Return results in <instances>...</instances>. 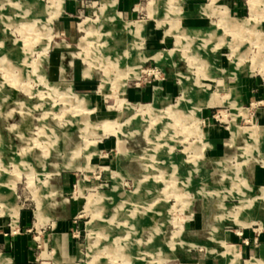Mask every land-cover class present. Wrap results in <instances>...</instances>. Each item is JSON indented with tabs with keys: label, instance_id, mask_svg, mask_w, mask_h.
I'll return each mask as SVG.
<instances>
[{
	"label": "rangeland",
	"instance_id": "1",
	"mask_svg": "<svg viewBox=\"0 0 264 264\" xmlns=\"http://www.w3.org/2000/svg\"><path fill=\"white\" fill-rule=\"evenodd\" d=\"M64 1L0 0V230L33 264H264V0Z\"/></svg>",
	"mask_w": 264,
	"mask_h": 264
},
{
	"label": "crops",
	"instance_id": "2",
	"mask_svg": "<svg viewBox=\"0 0 264 264\" xmlns=\"http://www.w3.org/2000/svg\"><path fill=\"white\" fill-rule=\"evenodd\" d=\"M207 1L208 0H182L181 5L183 8V23L185 20H187L190 24H193L195 22H198L199 18H203L207 16V14H210V9L207 10V7L211 4L212 0H209V2ZM217 2L223 3L225 5L233 4V0H216L215 4ZM141 3V0H118V12L124 17L136 18V16H138L137 13L141 10H144L147 13L149 12L152 17H156L153 14L155 8L151 0H146L144 6H142ZM162 3L163 2L159 3L157 7L161 9L163 7ZM64 5L67 14H72L75 12V0H65ZM139 21L142 22L141 20H135L134 22ZM189 23L186 24L189 25ZM186 24L184 25L188 28H196L188 26ZM144 33H147L146 30L144 31ZM154 97L155 93L153 94V100ZM262 143V151H264V136ZM251 172L254 183H256L258 189L259 187H262V191L264 193V164H262L261 166H254ZM47 212L50 214L49 216H51L48 221H50V225L53 228L52 238L55 247L54 249L59 253L54 256L61 261L69 260L70 258H72V256H75V254H69L70 241L68 235L66 234L68 230L67 227L71 223L73 213H69L65 208L61 209L60 211H58L57 208H52ZM31 222L33 221L31 220L30 212L22 210L17 226H19V224L21 226H28L31 224ZM64 226L66 228V231L62 228ZM2 227L3 225L1 226V228ZM28 243L29 237L25 233L21 234V236L18 235L10 238L0 230V247L2 248L0 254H2L3 258L6 259L3 263L0 264H33V261L36 258V254H31L30 246H28ZM66 248L67 253H65Z\"/></svg>",
	"mask_w": 264,
	"mask_h": 264
},
{
	"label": "bare ground",
	"instance_id": "3",
	"mask_svg": "<svg viewBox=\"0 0 264 264\" xmlns=\"http://www.w3.org/2000/svg\"><path fill=\"white\" fill-rule=\"evenodd\" d=\"M147 221V220H146ZM145 223V222H144Z\"/></svg>",
	"mask_w": 264,
	"mask_h": 264
}]
</instances>
